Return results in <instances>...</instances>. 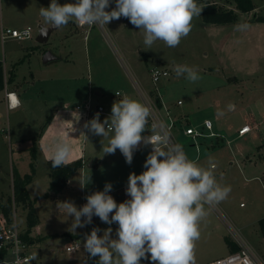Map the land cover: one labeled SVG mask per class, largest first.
Listing matches in <instances>:
<instances>
[{
    "label": "rangeland",
    "instance_id": "obj_1",
    "mask_svg": "<svg viewBox=\"0 0 264 264\" xmlns=\"http://www.w3.org/2000/svg\"><path fill=\"white\" fill-rule=\"evenodd\" d=\"M210 2L224 10L235 9L229 0ZM50 3L51 0H0V61L5 78L14 74L16 84L7 88L18 89L23 103L16 110H8L5 91L0 94V218L2 206L14 201L15 180L33 175L29 184L32 183L31 193L41 220L40 233L36 235L37 229L33 232V251L41 264H98L99 257L86 260L84 251L66 252L65 244L73 239L69 232L73 231L74 217L67 214L61 202H72L79 209L87 196L103 191L107 183L112 185L109 194L117 204L130 199L126 188L128 177L134 172L127 169H141L139 166H144L151 151L143 144L130 165L119 149L105 154L103 148L111 133L108 137L93 134L85 127L84 112L77 107L85 109L89 93L93 95L92 113L100 105L111 113L114 102L125 96L143 103L135 88L137 80L146 91L157 92L174 112H184L190 125L198 128L204 121H211L213 131L224 137L210 149L205 145L218 139H204L198 153L191 138L180 129L175 131L176 143L187 157L212 171L220 186L231 189L222 202L204 205L207 215L199 224L196 262L207 264L226 255L225 237L233 238L232 229L239 231L264 258V235L259 224L264 218V23L250 22L255 15L264 17V0H253L258 10L240 17L237 24H205L201 12L177 47L157 40L151 49L144 45L143 30L123 16L107 25L108 32L99 27L88 31L90 26L79 28L70 20L52 32L48 43L39 44L36 38L40 25L49 26L40 15V8ZM115 7V0H110L106 11ZM238 24L247 27L238 30ZM2 28H31L33 37L3 42ZM47 52L54 61L44 63ZM178 64L192 67L200 78L192 82L184 76L177 77L173 69ZM156 66L166 68L170 76L154 85L150 69ZM178 100L183 105L178 106ZM106 118L99 115L101 123ZM246 124L252 132L239 136ZM59 141H66L75 149L84 145L88 163L83 174L77 172L70 184L55 194L50 191L49 158ZM247 157L253 160L252 164L246 161ZM93 162L100 166L89 167ZM211 164L216 168L211 169ZM15 208L20 231H27V210L19 204ZM97 221L99 236L110 227L111 238H118V224H106L99 217ZM84 227L75 230L82 233ZM148 257L141 262L153 264L150 254Z\"/></svg>",
    "mask_w": 264,
    "mask_h": 264
},
{
    "label": "clouds",
    "instance_id": "obj_2",
    "mask_svg": "<svg viewBox=\"0 0 264 264\" xmlns=\"http://www.w3.org/2000/svg\"><path fill=\"white\" fill-rule=\"evenodd\" d=\"M115 3L113 10L106 11L110 0H75L63 5L51 0L48 7L40 8V15L54 28L74 20L82 26L98 25L106 29L112 20L123 16L143 30L144 45L151 49L157 40L168 47H177L190 33L194 17L203 10L196 0H115ZM236 27L243 30L247 25ZM42 31L46 33L47 29ZM173 70L177 77L184 76L192 82L200 78L187 65L178 64ZM150 115L145 104L125 96L114 102L111 116L103 123L97 114L85 125L95 135L108 137L111 133L104 153L114 154L119 149L129 165L141 143L152 146L145 170L128 177L126 193L130 199L117 204L109 195L112 185L107 183L103 191L87 196V203L79 209L72 202H61L67 214L74 217L73 231L91 224L94 215L106 224H118L117 239L111 238L110 227L103 236L98 235L97 228L86 236L84 248L92 257H99L98 264H140L142 258H149L148 254L153 264H195L199 224L207 215L204 205L222 202L231 191L230 187L217 183L212 171L190 160L182 146L171 144L163 124L152 125L151 135H142ZM70 154L71 147L66 141L57 142L51 166L59 168ZM114 256L118 257L115 261ZM35 259L37 253L23 264ZM15 264H22L18 255Z\"/></svg>",
    "mask_w": 264,
    "mask_h": 264
},
{
    "label": "built area",
    "instance_id": "obj_3",
    "mask_svg": "<svg viewBox=\"0 0 264 264\" xmlns=\"http://www.w3.org/2000/svg\"><path fill=\"white\" fill-rule=\"evenodd\" d=\"M79 27H85L87 25H79ZM93 27L95 25H88ZM32 29L27 28L24 30H15L10 28H2L1 39L3 42L9 39H15L18 41H25L32 39ZM151 80L154 85H157L162 79L168 78L170 72L163 67L156 66L150 69ZM156 74V75H154ZM140 91L141 97L144 104L150 109V117L148 119L147 130L142 135H151L152 125L163 124L165 130L168 133L169 141L171 144H177L175 139V131L180 129L184 135L191 138L193 146L199 148L203 143L204 139H219L222 138L219 133L214 132L213 123L211 121H204L200 127H195L189 124L188 117L186 115H176L173 109L164 102L161 96L151 93V91L144 90L140 84L135 83ZM6 85L5 98L8 106V110H16L20 107V101L17 94L14 91H10ZM155 91H158L157 89ZM116 96H121L119 92ZM178 106L183 105L182 101L177 102ZM80 109V107H78ZM91 111L90 107L86 109L87 114ZM106 115L107 112L103 106H98L94 115ZM249 125L243 126L238 134L239 136H245L251 131ZM208 131V132H205ZM150 151L152 146L148 145ZM215 168V165L211 167ZM12 214L7 217L2 214L0 218V264H15L17 255L20 257L23 264L28 257L34 255V243L24 239L26 231L21 232L18 226L16 217L15 203L13 204ZM97 216H93L92 223L87 224L90 228H94ZM91 231L84 236L76 237L71 239L65 244V250L69 254H78L82 251L85 252L87 258L92 257L84 248V243L87 235H90ZM233 238L232 242L235 244L236 250L231 252L225 257L218 258L211 261L208 264H264V258L260 256L249 244L246 238L237 230L232 229ZM28 264H41L40 259L28 261Z\"/></svg>",
    "mask_w": 264,
    "mask_h": 264
},
{
    "label": "trees",
    "instance_id": "obj_4",
    "mask_svg": "<svg viewBox=\"0 0 264 264\" xmlns=\"http://www.w3.org/2000/svg\"><path fill=\"white\" fill-rule=\"evenodd\" d=\"M235 5V9L224 10L217 4H211L210 0H196L198 6H201L202 10V20L205 24L211 25H228L236 24L239 22L240 13L247 14L255 10V5L253 0H229ZM252 22L264 23V17L254 16L251 20ZM14 82V74L12 73L10 77L5 78L4 65L0 61V94L5 91L6 85L12 84ZM84 166V161L82 159L76 160L69 164H63L59 168H53L51 166V161L49 162L50 168V191L58 194L63 191L70 178ZM34 171V170H33ZM34 174V173H33ZM33 175H28L24 178H18L14 182V197L13 200H9L6 206H2V214L9 217L12 214L13 203L19 204L24 209L27 210V231L24 235V239L33 243V239L30 238L31 231L39 223V219L35 209V201L30 198L27 186L32 181ZM260 228L264 235V218L259 221ZM227 244L231 246L232 250L235 251V244L227 239Z\"/></svg>",
    "mask_w": 264,
    "mask_h": 264
},
{
    "label": "crops",
    "instance_id": "obj_5",
    "mask_svg": "<svg viewBox=\"0 0 264 264\" xmlns=\"http://www.w3.org/2000/svg\"><path fill=\"white\" fill-rule=\"evenodd\" d=\"M255 5V4H254ZM258 10V8H257V6L255 5V10L253 11V12H251V13H247V14H252V13H256V11ZM247 14H242V13H240V17H246L247 16ZM256 16V15H255ZM250 22H252V21H250ZM254 23V22H253ZM237 24V23H236ZM78 26V25H77ZM213 26H215V25H213ZM45 27H49V26H45ZM79 27V26H78ZM96 27H99V28H101L100 26H98V25H95V26H93V27H89L88 28V31L90 30V28H96ZM80 28V27H79ZM102 30H104V31H106L105 29L106 28H101ZM221 31V30H220ZM219 31V32H220ZM106 32H108V31H106ZM51 37V36H50ZM50 40V39H49ZM52 61H54V60H52ZM51 62V61H50ZM135 83H138V84H140L137 80H134V84ZM13 84H16V82H14ZM141 85V84H140ZM89 87V90H90V88H91V86L89 85L88 86ZM141 87H142V85H141ZM135 88H136V91H137V93L140 95V97H141V94L139 93L140 91H139V89L137 88V86H136V84H135ZM143 88V87H142ZM144 89V88H143ZM15 92H16V94H17V96H18V98H19V101H20V104H21V106L23 105V103H22V94L19 92V90L18 89H13ZM145 90V89H144ZM149 91V90H148ZM97 94V96H99L100 95V93H96ZM89 98H88V103L85 105L86 107H85V109L83 110V107L82 106H78V107H80V109H78V107H77V110L78 111H83L84 112V121H85V125L88 123V122H90L96 115H94V113L95 112H93L92 113V106H91V100H92V94L91 93H89ZM120 97V96H119ZM142 98V97H141ZM162 98V97H161ZM143 100V99H142ZM178 101H180V100H178ZM144 103V102H143ZM100 106H102V105H100ZM167 106H168V104H167ZM88 107H90V109H91V111L89 112V114H87L88 112H86V109L88 108ZM172 108V107H171ZM174 112V111H173ZM174 113H176V112H174ZM176 114H178V115H185V113L184 112H181V113H176ZM106 116L109 118L110 116H111V113H107L106 114ZM246 125H248V124H246ZM245 125V126H246ZM250 126V125H249ZM251 127V126H250ZM252 128V127H251ZM252 132V130L249 132V133H251ZM248 133V134H249ZM247 135V134H246ZM222 136V138H220V139H218V140H214V139H212V140H214V141H211V143L209 144V145H205V146H207L208 147V149H210V148H213V147H215V146H217L219 143H220V140H222V141H224V137H223V135H221ZM211 139V138H210ZM84 144V143H83ZM203 146H204V144H203ZM143 147V143H141V145L137 148V149H135L134 150V152H133V155H136L137 157H138V155H139V153H140V150H141V148ZM77 148V147H76ZM73 150H75V151H73ZM198 151V153H199V151H200V148H198L197 149ZM93 151V150H92ZM122 154V153H121ZM86 155H87V151L84 149V145H82L81 146V148H77V149H75L74 147L73 148H71V154H70V156H69V158H68V160L64 163V164H69V163H72V162H74V161H76V160H79V159H82L83 161H84V166H83V168L82 169H80L79 171H77V172H82V174L84 173V169H85V167L87 166V163H88V161L87 160H85V158H86ZM198 157H199V154H198ZM248 158V157H247ZM49 159H51L52 160V157H50ZM50 160V161H51ZM248 160V163L249 164H252L253 163V160H251L250 158H248V159H246V161ZM194 162H196V159H194L193 160ZM245 161V162H246ZM139 162V161H138ZM138 164H141V163H138ZM239 164H242L240 161H239ZM212 165H215V164H211L210 165V168L212 167ZM232 165V164H231ZM243 165V164H242ZM100 166V164H96L95 162H93V163H91L90 165H89V167H99ZM139 167H141V169H138V168H136V167H134L133 169H131V168H129V169H127V171H129V172H134V173H137V174H139V173H142L144 170H145V168H144V166H139ZM216 168V167H215ZM248 170H250V166L248 165L247 167H246ZM212 169V168H211ZM76 172V173H77ZM75 173V174H76ZM75 174L72 176V177H74L75 176ZM49 175H50V172H49ZM72 177L70 178V180L68 181V184H70V182H71V180H72ZM31 186H32V183L31 184H29L28 186H27V190H28V192H29V195H30V198L33 200V198H34V196L32 195V193H31ZM67 187V186H66ZM125 188V187H124ZM121 190H123V187H122V189ZM109 195H111V194H109ZM35 201V200H34ZM87 203V200H84L83 201V204H82V206L83 205H85ZM242 206V205H241ZM221 214H222V212L220 211V210H218ZM36 213H37V211H36ZM37 216H38V219H39V223H38V225L36 226V228L35 229H32V231H31V234H30V238H32L33 240L35 239V236L33 235V232H34V230H36L37 231V233H36V235L38 234V233H40V231H41V227H39L40 226V224H41V220H40V218H39V215L37 214ZM98 221L95 223V226H94V228H97V229H100L99 228V226H98ZM93 230V228H90L89 226H87V225H85V227H84V229H83V232L81 233V232H77V230H75V231H70L69 233H70V235H72L71 237H73V238H76V237H80V236H84V235H86L88 232H90V231H92ZM227 237H225V240H226V246H227V248H228V253L226 254V255H224V256H221V257H225V256H227V255H229L231 252H233V250H232V248H231V246H229L228 244H227ZM230 240H232V239H230ZM86 257V256H85ZM221 257H219V258H221ZM86 260H91V258H85ZM218 259V258H217ZM214 260H216V259H214ZM211 261H209V262H207V264L208 263H210ZM195 264H199L198 262H196V260H195Z\"/></svg>",
    "mask_w": 264,
    "mask_h": 264
},
{
    "label": "water",
    "instance_id": "obj_6",
    "mask_svg": "<svg viewBox=\"0 0 264 264\" xmlns=\"http://www.w3.org/2000/svg\"><path fill=\"white\" fill-rule=\"evenodd\" d=\"M47 29V32H43L42 29ZM56 28L54 27H44L42 25H40L39 27V32H38V36L36 38V41L39 43V44H46L48 43L49 39H50V36L52 34V32L55 30ZM52 60H55V58L51 55L50 52H47L45 57H44V63H48ZM140 264H143L141 261H140Z\"/></svg>",
    "mask_w": 264,
    "mask_h": 264
}]
</instances>
